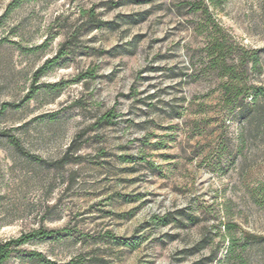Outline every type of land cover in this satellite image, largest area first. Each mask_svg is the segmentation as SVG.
<instances>
[{"label": "rangeland", "instance_id": "374dc122", "mask_svg": "<svg viewBox=\"0 0 264 264\" xmlns=\"http://www.w3.org/2000/svg\"><path fill=\"white\" fill-rule=\"evenodd\" d=\"M121 1L0 0V242L53 232L4 264H264V129L224 89L264 86V0Z\"/></svg>", "mask_w": 264, "mask_h": 264}, {"label": "trees", "instance_id": "16d2710c", "mask_svg": "<svg viewBox=\"0 0 264 264\" xmlns=\"http://www.w3.org/2000/svg\"><path fill=\"white\" fill-rule=\"evenodd\" d=\"M216 0H208L210 5L216 6ZM123 3H128V2H123V0L118 4V5H123ZM135 3H139V0L136 1ZM190 5H192V7H194L195 11H199L200 7H199V3H191ZM90 18H94V14L93 12L89 15ZM69 45V42H65L63 43L58 52L50 59H46L45 62L36 70V72L34 73V78H37L38 76H41L43 73H45L47 70H49L50 68H52L54 65H56V63L59 61V59L64 55L65 53V49L66 47ZM217 45V44H216ZM219 46V45H217ZM253 63H254V67H256L258 65V56L254 55L253 56ZM228 69V74L229 79L231 82V84H228L230 82H228L227 84H225L224 89L225 91L228 92H237L238 95H244V96H250L251 98V107L250 110L248 111V113L246 114L243 122H244V126L242 128V132H241V136H244V134H249L251 133L253 130H260V129H264V86H249L247 87V85L245 84V82H241L240 81V77H238L233 68L231 67H227ZM237 81V84H234V82ZM4 108V106H3ZM116 119V115L114 113V110L111 109L109 110L107 113H105L104 115H102L98 120H97V126L100 125H106V124H111L112 121ZM0 137H5L7 139H9V141L11 142V144L20 152L21 151V147L19 146V142L18 140L13 137L8 135L6 132H0ZM75 142L71 143V145L69 146V148L67 149L66 153L62 156V158L60 160H58L57 165L59 166H64L68 163H71V158L69 156L70 151L73 149ZM31 158L34 161L37 162H41V160L39 158H37L36 156H31ZM260 198L259 200H256V205H258L260 208L264 209V187L260 188ZM165 217H158V216H153L152 217V221L154 222H159L162 225H166L167 222L164 220ZM226 230L228 231L229 235L231 232V228L229 226H227ZM53 234L52 231H44V230H34L30 233L27 234H22L21 236H19L16 239H10L7 241H3L0 242V264H4L10 257L11 253L14 251L15 248L25 245L27 244L29 241L36 239V238H43V239H47L48 237H50ZM109 237L111 238V240H113L117 245L123 246V247H130V248H136L139 243L138 242H134L132 241V239H124V238H119V237H115L113 235H111L108 232ZM229 248H228V254L229 257L230 255L232 256L233 254V248L235 246V240L234 237L232 235L229 236ZM254 237L255 241L254 243L256 245H261L264 242V235L263 236H252ZM29 257L36 259H42L44 260V262L46 264H58L56 262H52L50 260H45V258H43V256H41L40 254L37 253H29ZM97 261V264H108L104 259L100 258ZM61 264H83V260L80 258L77 259H71L66 263H61Z\"/></svg>", "mask_w": 264, "mask_h": 264}]
</instances>
